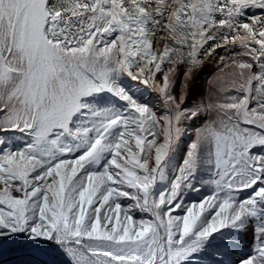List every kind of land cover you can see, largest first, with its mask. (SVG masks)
Masks as SVG:
<instances>
[{
  "label": "snow or ice",
  "instance_id": "6c2138e0",
  "mask_svg": "<svg viewBox=\"0 0 264 264\" xmlns=\"http://www.w3.org/2000/svg\"><path fill=\"white\" fill-rule=\"evenodd\" d=\"M9 254L264 264V0H0Z\"/></svg>",
  "mask_w": 264,
  "mask_h": 264
},
{
  "label": "water",
  "instance_id": "95a60500",
  "mask_svg": "<svg viewBox=\"0 0 264 264\" xmlns=\"http://www.w3.org/2000/svg\"><path fill=\"white\" fill-rule=\"evenodd\" d=\"M211 71H212V68L209 67V68L205 71L204 74H207V73H209V72H211ZM178 159H179V158H178ZM19 258H20V257H18V256L15 255V254H10V255H8V256L2 258V259L5 261V264H7V263L12 262V261H14V260H16V259H19Z\"/></svg>",
  "mask_w": 264,
  "mask_h": 264
},
{
  "label": "rangeland",
  "instance_id": "374dc122",
  "mask_svg": "<svg viewBox=\"0 0 264 264\" xmlns=\"http://www.w3.org/2000/svg\"><path fill=\"white\" fill-rule=\"evenodd\" d=\"M209 73H210V72H209ZM209 73H207V74H209ZM207 74H203V75H202V79L198 82V83L200 84V90H201L202 87H204V86H203V80H204V78L206 77ZM199 95H200V94H199Z\"/></svg>",
  "mask_w": 264,
  "mask_h": 264
},
{
  "label": "trees",
  "instance_id": "16d2710c",
  "mask_svg": "<svg viewBox=\"0 0 264 264\" xmlns=\"http://www.w3.org/2000/svg\"><path fill=\"white\" fill-rule=\"evenodd\" d=\"M207 75H208V74H207ZM207 75H206V77H207ZM206 77H205V78H206ZM203 92H204V87L201 88L200 95H202ZM17 261H18V260H15V261H13V262H11V263H9V264H17Z\"/></svg>",
  "mask_w": 264,
  "mask_h": 264
},
{
  "label": "bare ground",
  "instance_id": "6f19581e",
  "mask_svg": "<svg viewBox=\"0 0 264 264\" xmlns=\"http://www.w3.org/2000/svg\"><path fill=\"white\" fill-rule=\"evenodd\" d=\"M202 79V78H201ZM199 82V81H198ZM201 92L200 87L197 89V95H199Z\"/></svg>",
  "mask_w": 264,
  "mask_h": 264
}]
</instances>
